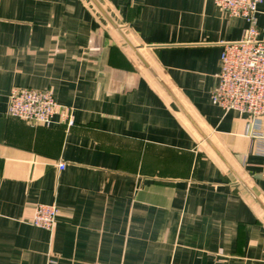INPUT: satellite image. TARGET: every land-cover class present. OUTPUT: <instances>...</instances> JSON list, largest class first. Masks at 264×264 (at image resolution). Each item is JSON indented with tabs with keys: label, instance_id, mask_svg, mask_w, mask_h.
<instances>
[{
	"label": "crops",
	"instance_id": "0c3cea01",
	"mask_svg": "<svg viewBox=\"0 0 264 264\" xmlns=\"http://www.w3.org/2000/svg\"><path fill=\"white\" fill-rule=\"evenodd\" d=\"M247 27L211 0H0V264H264V144L210 98ZM15 87L73 126L7 116Z\"/></svg>",
	"mask_w": 264,
	"mask_h": 264
},
{
	"label": "built area",
	"instance_id": "2783aa9c",
	"mask_svg": "<svg viewBox=\"0 0 264 264\" xmlns=\"http://www.w3.org/2000/svg\"><path fill=\"white\" fill-rule=\"evenodd\" d=\"M232 17L248 23L245 35L238 42L225 43L219 59L218 86L211 101L225 111L249 115L246 136L264 144V41L258 39L255 16L263 0H211ZM7 116L33 126L50 127L74 124L72 110L59 105L51 90L15 87L8 95ZM59 170L64 164L57 165ZM54 205L34 207L30 224L51 233L56 223Z\"/></svg>",
	"mask_w": 264,
	"mask_h": 264
}]
</instances>
